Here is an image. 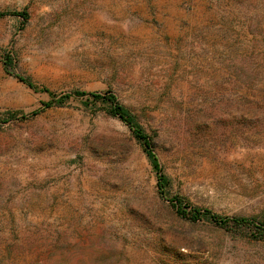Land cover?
Instances as JSON below:
<instances>
[{
    "label": "rangeland",
    "instance_id": "374dc122",
    "mask_svg": "<svg viewBox=\"0 0 264 264\" xmlns=\"http://www.w3.org/2000/svg\"><path fill=\"white\" fill-rule=\"evenodd\" d=\"M21 11L0 17V264H264V0H0ZM92 93L152 139L164 198Z\"/></svg>",
    "mask_w": 264,
    "mask_h": 264
},
{
    "label": "trees",
    "instance_id": "16d2710c",
    "mask_svg": "<svg viewBox=\"0 0 264 264\" xmlns=\"http://www.w3.org/2000/svg\"><path fill=\"white\" fill-rule=\"evenodd\" d=\"M6 15L21 18L23 21V24L28 19V14L25 11L0 13V17H4ZM18 79H19V81H21L23 84H25L30 89L37 91V88L28 80L21 78V77H19ZM43 91L46 93H49L51 96L54 97V95L52 93H50L48 90L43 89ZM85 95L86 94H84L82 92H74L72 94L64 95V97L68 98V97L73 96L76 98H81V97H84ZM88 96L93 98V99H96V100L101 99V100L105 101L106 103H108L110 115L120 119L129 128L134 139L141 145L143 152L145 153L146 157L149 159L152 167L157 171V175H158L157 176V183H156L157 193L161 198H164L166 196V185H165L166 181H165L164 177H162V175L160 174V171L158 169L156 156H155L154 151H153L154 145H153L152 139L144 132V130L138 124L134 115H132V113L127 108L123 107L121 104L118 103V101L114 95L109 94V93H105V94L92 93ZM170 203H171V206L176 210V212L179 215H181L183 213L180 209L178 202H174V201L170 200ZM200 215L209 216V218L212 220V222L219 224V225L251 224V220H248L245 218H220V217L214 216L208 212H205L203 214L199 211L195 212V217L200 216ZM260 225L264 226V224H260Z\"/></svg>",
    "mask_w": 264,
    "mask_h": 264
}]
</instances>
